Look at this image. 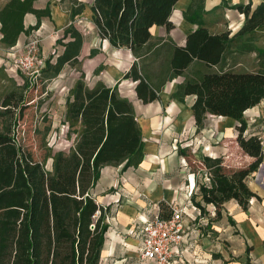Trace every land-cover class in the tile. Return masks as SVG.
I'll return each mask as SVG.
<instances>
[{
    "label": "trees",
    "instance_id": "trees-1",
    "mask_svg": "<svg viewBox=\"0 0 264 264\" xmlns=\"http://www.w3.org/2000/svg\"><path fill=\"white\" fill-rule=\"evenodd\" d=\"M34 1L9 0L0 6L1 46L14 47L23 32L40 27L42 16L50 10L35 9ZM69 1L75 5L70 11L72 23L57 40L64 49L55 61V53L51 54L41 72L49 79L58 76L66 64H77L83 47L84 35L74 21L85 3ZM177 1L93 0L92 17L97 33L113 47L128 48L139 59L149 52L156 56L163 51L170 53L171 74L157 85L147 79L138 62L126 73L125 78L139 81L136 90L144 103L158 100L164 83L181 75L194 60L213 67L225 54L233 58L234 52H257L258 71L201 73L187 79L173 95L181 101L187 95H196L192 110L198 130L210 114L237 120L239 146L258 158L248 170L235 172L236 179L221 172V159L205 158L211 169V185H200V194L206 204L216 206L219 216L227 201L235 199L246 208L256 196L245 177L260 163L263 147L258 136L245 137L244 113L264 99V49L257 45L259 31H264V2L254 10L251 4L234 6L245 14L246 22L230 37V32L214 34L205 25L206 0H192L184 17L199 27L188 36L186 46L171 42L153 45L151 27L164 25L172 29L170 17ZM28 12L37 14L38 23L26 30L24 17ZM24 100V95L17 92L6 95L1 101L3 115L16 116ZM66 106L62 123L69 127L68 137L72 133L76 137L69 151L50 150L51 171L45 163L27 157L15 136L13 120L0 131V264L101 263L108 230L107 210L98 203L93 188L103 167L124 164L127 169L142 162V129L133 103L119 93L117 86L98 82L90 87L84 75L70 89ZM196 205L204 210L201 203Z\"/></svg>",
    "mask_w": 264,
    "mask_h": 264
},
{
    "label": "crops",
    "instance_id": "crops-1",
    "mask_svg": "<svg viewBox=\"0 0 264 264\" xmlns=\"http://www.w3.org/2000/svg\"><path fill=\"white\" fill-rule=\"evenodd\" d=\"M8 1L0 0V6ZM67 1L69 0H35V9L48 8L50 13L42 16L38 29L23 32L15 47L22 48L26 43L27 34L37 31L41 38L40 45L43 41L48 42L47 47H44V53L49 54L48 58L55 53L50 52L51 48L56 45L61 32L64 33L72 23L70 11L75 5L69 1L70 6L64 9L62 4ZM78 1L85 3L83 12L77 15L74 21L84 35L79 62L75 65L66 64L57 77L68 76L69 91L82 75L90 87L98 82H103L108 87L117 86L119 93L133 103L144 142V157L138 166L124 169V164L107 165L101 169L100 179L93 188V195L98 203L107 210L108 230L100 264H109V260H115L113 264H122L134 255L142 264H154L142 258L139 253L138 232L143 221L157 213L168 216L170 206L174 203H185L186 211L192 215L191 204L196 202L204 206L205 212L203 214L201 209V215H197L198 219L195 221L186 217L187 237L180 246L181 255L175 258L176 264H264V149L260 161L263 167L260 166L258 171H254L260 176H257L254 182L248 181L249 188L256 196L249 200L246 208L237 200L231 199L223 205L219 216H213L212 212L216 206L206 204L202 195L197 192L199 173L195 171L191 161L194 163L196 159L199 162L205 158L221 159L223 167H232L239 171L250 168L258 158L248 155L239 146L234 136L235 131L238 133L237 120L210 114L203 127L198 130L192 110L196 95H187L184 101L173 97L187 79L209 71L232 69L237 62L236 56L241 54L234 52L233 58L231 54H225L221 62L213 67L194 60L181 75L164 83L158 100L144 103L136 90L139 81L125 78L126 73L138 62L147 79L157 85L171 74L170 53L163 51L156 56L155 53L149 52L145 55L147 57L139 59L128 48L113 47L107 39H102L97 33L91 9L93 0ZM262 2L264 0H206L205 25L214 34L230 32L232 37L246 22L245 14L234 6L251 4L254 10ZM191 3L192 0L177 1L170 17L174 25L172 29L168 30L164 25L151 27L153 45L161 46L162 43L171 42L179 47L186 46L188 36L199 27L197 23H192L184 17V12ZM83 19H90L86 32L82 29L83 25L82 28L77 25V22ZM37 23L36 13L28 12L25 15L26 30ZM1 37L0 32V39ZM242 54L252 55L257 60L258 71L257 52ZM40 56L46 64L48 58L42 56L41 52ZM69 91H63L57 97L54 110L52 108L53 126L58 122L63 124ZM244 119L247 122L245 137L262 133L264 99L245 111ZM236 144L237 157L233 158L231 155H235L231 150H236ZM200 145L205 146L204 152ZM215 237L222 240V248L219 246L220 242L215 244ZM201 244L204 246H200Z\"/></svg>",
    "mask_w": 264,
    "mask_h": 264
},
{
    "label": "rangeland",
    "instance_id": "rangeland-1",
    "mask_svg": "<svg viewBox=\"0 0 264 264\" xmlns=\"http://www.w3.org/2000/svg\"><path fill=\"white\" fill-rule=\"evenodd\" d=\"M70 6L69 1L64 2L62 7L64 9ZM90 19H83L77 22L78 27L82 28L83 25L85 32L89 29ZM83 22V23H82ZM32 33V32H31ZM62 33L57 38L62 37ZM30 34H27V39ZM27 41V40H26ZM45 45V46H44ZM48 42H42L40 45V52L42 56H45L47 59L49 54L44 53V47H47ZM257 45L264 49V31L260 32L257 39ZM10 48H6L0 46V131L4 128L5 124L10 120H13L15 136L19 143L22 145L23 150L25 151L27 157L33 161H41L45 163V168L48 171L53 169V159L48 158V154L50 150L53 152H57L59 150L69 151L71 146L74 143L76 135L74 133L71 134V137H68V125H63L58 122L53 126V113L52 108L54 110V104L57 101V97L61 95L64 91L68 93L69 91V79L68 76L64 77H53L47 78L46 75L40 72L39 75H27L23 72H7L5 70L2 62L7 58L8 52ZM63 51V46L56 42V45L51 48V53L55 52L54 61L58 54ZM237 62L234 64L232 68L233 71L236 72H255L258 69V62L252 55L249 54H241L236 56ZM12 92H17L19 94H23L25 97L24 103H22L18 111L16 112V116L12 118L9 115H3L5 111L1 107V101L4 97ZM216 133V132H215ZM238 133L235 131L234 136L237 138ZM235 146V144H231ZM201 150H205L204 145H200ZM199 152V149H197ZM237 144L236 150H231L235 156L231 155L233 158L237 157ZM243 152V151H241ZM195 157V153L192 154ZM196 158V157H195ZM199 162L197 159L194 163L191 161L193 168L195 171L199 173L198 179L200 180L197 186V192L200 193V185H211V169L207 167L205 163V159H200ZM262 161V160H261ZM252 165V164H251ZM250 165V166H251ZM232 166V165H231ZM263 167V164H258L255 167V170L252 172H247L245 177V183L248 185V181L254 182L259 177L260 174L257 175L254 171H258L259 167ZM230 167V166H229ZM244 170H248L245 168ZM223 174H226L230 179H236L235 169H228L224 167L221 170ZM255 174V175H254ZM210 178L209 181H205V178ZM249 186V185H248ZM205 209L203 210V214ZM188 219V217H187ZM215 239V244L219 243L220 248L223 247L222 240ZM200 246H204L201 244ZM109 264H113L116 262L115 260H109ZM105 262V261H104ZM122 264H142L141 260L137 256L130 257L127 259V262H123Z\"/></svg>",
    "mask_w": 264,
    "mask_h": 264
},
{
    "label": "built area",
    "instance_id": "built-area-1",
    "mask_svg": "<svg viewBox=\"0 0 264 264\" xmlns=\"http://www.w3.org/2000/svg\"><path fill=\"white\" fill-rule=\"evenodd\" d=\"M41 38L38 32L33 31L22 48L11 47L7 58L2 62L7 72H23L37 76L45 68V61L40 56ZM264 149V131L257 135ZM205 181L210 182L207 176ZM190 196L192 191H190ZM190 200V198H189ZM193 209L190 215L185 203H174L170 206V215L163 217L160 213L143 221L138 232L140 239L139 253L142 258L154 264H176V257L181 255L180 246L187 237L186 217L192 221L201 215V208L191 204ZM213 216H217L214 207Z\"/></svg>",
    "mask_w": 264,
    "mask_h": 264
}]
</instances>
